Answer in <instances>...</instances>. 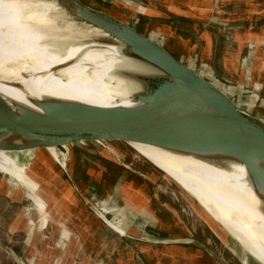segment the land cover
<instances>
[{
  "label": "rangeland",
  "instance_id": "rangeland-1",
  "mask_svg": "<svg viewBox=\"0 0 264 264\" xmlns=\"http://www.w3.org/2000/svg\"><path fill=\"white\" fill-rule=\"evenodd\" d=\"M78 1L173 51L177 60L197 74L206 73L205 68L210 71L209 65L194 62L193 56L179 58V47L167 42L169 32L159 28L160 22L145 19L143 4L134 0ZM56 12L60 18L58 31L73 41L119 45L69 17L62 8ZM67 25L71 30L65 29ZM127 62L137 71H155L135 60ZM247 75L251 76L250 84L240 75L227 82L214 76L212 79L249 120L264 129V91L258 94L260 88L255 91L253 87L255 75ZM17 90L23 93L27 88ZM19 156L22 153L0 151V264H98L92 256L95 251L106 256L102 264H117L123 259L120 256L116 262L118 249L146 245L151 254L155 244L181 245L174 243V234L190 237V245L200 244L218 264H260L174 182L171 173L170 178L128 144L114 141L74 145L68 149L65 165L38 159L36 152ZM45 156L49 157L47 153ZM177 173L188 178L179 170ZM145 196L154 198L150 208L144 205ZM156 230L171 239L160 243L162 236L151 235L158 240L149 236Z\"/></svg>",
  "mask_w": 264,
  "mask_h": 264
},
{
  "label": "water",
  "instance_id": "water-1",
  "mask_svg": "<svg viewBox=\"0 0 264 264\" xmlns=\"http://www.w3.org/2000/svg\"><path fill=\"white\" fill-rule=\"evenodd\" d=\"M52 1L69 17L122 46L129 59L155 71H137L127 60L113 66L111 75L124 82L131 106L102 107L42 96L29 107L0 95V151L22 153L20 158L36 152L38 159L65 165L69 147L118 141L209 163L234 162L244 167L264 216V129L221 89L132 27L78 0Z\"/></svg>",
  "mask_w": 264,
  "mask_h": 264
},
{
  "label": "bare ground",
  "instance_id": "bare-ground-1",
  "mask_svg": "<svg viewBox=\"0 0 264 264\" xmlns=\"http://www.w3.org/2000/svg\"><path fill=\"white\" fill-rule=\"evenodd\" d=\"M58 9L54 1L0 0V95L29 107L32 99L42 96L102 107L134 105L127 97L124 82L111 75L115 64L131 60L126 50L120 45L75 42L61 34ZM65 29L71 30V25ZM198 74L214 83L212 76ZM17 88H27L32 94L19 93ZM130 146L168 177L171 173L174 182L249 256L264 264V216L242 165L209 163L140 144ZM177 170L190 179L180 176Z\"/></svg>",
  "mask_w": 264,
  "mask_h": 264
},
{
  "label": "crops",
  "instance_id": "crops-1",
  "mask_svg": "<svg viewBox=\"0 0 264 264\" xmlns=\"http://www.w3.org/2000/svg\"><path fill=\"white\" fill-rule=\"evenodd\" d=\"M134 1L145 6L141 7L145 19L160 22L159 28L169 32L167 42L179 47L176 53L179 58L193 56L194 62L209 65L211 72L205 68L203 70L206 73L203 74L217 77L224 82L240 75L246 84H250L248 80H251V76L248 77L247 74H254L255 91L258 88L261 90L258 94L264 91V0ZM167 51L177 58L173 51ZM214 83L219 88L218 83ZM254 98L257 100L258 97L255 95ZM260 103L262 104L261 101ZM151 199L154 198L145 196V207L150 208ZM160 212L162 214L161 210ZM154 215L159 222L161 219L158 214L155 212ZM162 221L164 222V219ZM148 234L158 237L163 235L157 230ZM158 237L152 238L158 240ZM160 238V243L171 239L168 236ZM189 238L186 235L174 234V240ZM157 245L152 248L151 254L146 245L140 246L139 249L132 248L133 250L118 249L119 258L116 262L123 256L122 263L117 264H218L213 260L211 253L200 244L185 243L181 244L184 246L168 247ZM92 256L98 264H102L103 258L106 257L102 251H95Z\"/></svg>",
  "mask_w": 264,
  "mask_h": 264
}]
</instances>
